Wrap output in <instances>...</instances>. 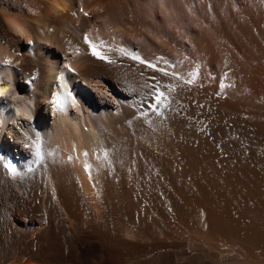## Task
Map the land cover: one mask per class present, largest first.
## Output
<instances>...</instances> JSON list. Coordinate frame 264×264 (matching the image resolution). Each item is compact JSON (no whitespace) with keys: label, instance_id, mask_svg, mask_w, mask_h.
Returning <instances> with one entry per match:
<instances>
[{"label":"bare ground","instance_id":"6f19581e","mask_svg":"<svg viewBox=\"0 0 264 264\" xmlns=\"http://www.w3.org/2000/svg\"><path fill=\"white\" fill-rule=\"evenodd\" d=\"M5 59L0 264H264V0H0Z\"/></svg>","mask_w":264,"mask_h":264},{"label":"snow or ice","instance_id":"6c2138e0","mask_svg":"<svg viewBox=\"0 0 264 264\" xmlns=\"http://www.w3.org/2000/svg\"><path fill=\"white\" fill-rule=\"evenodd\" d=\"M81 11H83V9L81 8ZM84 15H87V13H84ZM84 42L86 44H89L90 45V48H91V55L94 56V57H97L98 59H101V60H107L109 63H111L112 61L109 60L106 56H104L96 47L95 44H93L91 42V40L89 39V37L87 35L84 36ZM32 42L29 41V44H31ZM131 59L135 60V61H139L140 63L142 64H145L147 67L149 68H153V69H156V66L148 61H144L142 60L139 56H135L133 55L131 57ZM0 63H3V65L5 66H8V65H11L12 64V61L10 59H5L3 60L2 62ZM159 71H164V69H158ZM165 75H167V73L165 72ZM152 79L154 80L155 77H152ZM156 91H157V94L154 96L153 98V103H151L150 105H148V107H150L151 109L155 110L157 109L161 102H162V97L164 96V93L163 92H159V87H158V84L157 85H154L153 86ZM7 94H8V88L7 87H4V88H0V97H7ZM37 155L39 156V151H37Z\"/></svg>","mask_w":264,"mask_h":264},{"label":"rangeland","instance_id":"374dc122","mask_svg":"<svg viewBox=\"0 0 264 264\" xmlns=\"http://www.w3.org/2000/svg\"><path fill=\"white\" fill-rule=\"evenodd\" d=\"M80 249L81 264H108L107 262L103 261L102 254L97 246L91 247L87 244H82L80 245ZM170 260L171 259L169 257L166 258L165 264H173Z\"/></svg>","mask_w":264,"mask_h":264}]
</instances>
